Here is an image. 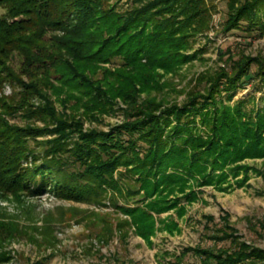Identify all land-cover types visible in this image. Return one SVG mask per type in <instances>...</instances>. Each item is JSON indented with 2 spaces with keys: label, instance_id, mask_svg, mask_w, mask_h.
I'll list each match as a JSON object with an SVG mask.
<instances>
[{
  "label": "rangeland",
  "instance_id": "obj_1",
  "mask_svg": "<svg viewBox=\"0 0 264 264\" xmlns=\"http://www.w3.org/2000/svg\"><path fill=\"white\" fill-rule=\"evenodd\" d=\"M201 1L195 33L166 8L139 22L136 29L151 32L153 55L129 65L113 55L87 67L89 84L99 82L98 90L75 75L63 82L52 67L28 69L12 53L13 68L26 83L36 80L41 96L5 83L2 94L11 105L5 118L32 128L23 146L36 153V164L63 148L66 171L82 174L100 162L76 154L77 142L102 134L110 143L95 155L116 164L104 179L78 185L77 200L58 197L52 187L0 191V224L17 221L27 233L2 235L0 264H41V257L43 264L264 263V0ZM107 4L126 18L134 0ZM6 12L0 5V17ZM243 15L249 22L235 23ZM63 35L49 30L46 39ZM116 72L121 77H113ZM18 92L25 96L20 104L11 99ZM196 96L187 127L167 137L178 123L167 113L183 107L187 113ZM147 114L161 119L160 150L173 159L157 172L156 184L139 174L146 149L116 136L120 125ZM181 133L186 140L177 146ZM32 159L27 153L21 167H32ZM133 218L142 228L153 223L147 238L136 234ZM31 235L51 237V244H35ZM242 250L248 255L240 256Z\"/></svg>",
  "mask_w": 264,
  "mask_h": 264
},
{
  "label": "trees",
  "instance_id": "obj_2",
  "mask_svg": "<svg viewBox=\"0 0 264 264\" xmlns=\"http://www.w3.org/2000/svg\"><path fill=\"white\" fill-rule=\"evenodd\" d=\"M240 1L245 4V0ZM201 2L203 1L134 0V5L126 11V16H128L125 18L123 14L115 11L112 5L107 4V0H0V5L7 9L6 14L0 17V191L12 194L17 193L18 190L40 193L52 187L58 197L77 200L79 198L76 191L78 185L87 184L86 180L95 179V176L104 179L116 164L115 158L108 161L99 160L100 157L95 155V151L103 153V150L100 149L101 144L110 143L106 141L107 134H102L100 137L94 136L95 138L85 135L82 143L77 142L76 154L81 153L85 159L90 158L100 162L95 165V168L89 166L82 174L77 175L66 171L68 170L67 162L61 158L64 154L63 148L57 153H53V158L44 156V161L36 164L38 158L36 153L23 146L24 140L30 136L28 131L32 128L24 129L11 125L5 118L11 108L9 98L2 94L5 83L18 86L19 89L27 90L28 93L35 91L41 96V92H37L39 88L36 80L33 79L26 83L20 76L22 73L13 68L11 63L13 52L22 57L19 64L28 69H41L42 67V70H46L52 67L54 76L61 81L71 80L75 75L74 78L78 81L84 79L87 89L93 87L98 90L101 89L99 82H96L95 85L89 84L86 77L87 67L95 65L98 61H106L113 55L120 54L123 57V62L127 65L134 57L138 59L140 56H144L149 59L153 55L151 32L144 33L142 27L136 29L139 22L143 24L145 20L148 21L147 18L151 13H158L166 8L183 16L185 21L182 22H188L186 27L195 33L197 32V5ZM172 18H176V16ZM249 19L243 15L236 19L235 23L247 24ZM169 20L167 19V21ZM132 29L135 30L128 33ZM49 30H62L64 35L46 39ZM59 61L61 66L55 68L54 65H58ZM62 65L66 69L61 68ZM113 75V77H121L119 72L113 73ZM247 75V72L242 73L241 78ZM19 92L15 93L16 99L14 96L11 97L18 104L25 97ZM196 98L197 96L188 101L187 107H185L187 113L184 114L186 112L183 110L184 107L170 110L167 113L168 115L172 114L178 122L173 128L174 130L167 133V137H170L173 132H180L181 128L187 127L188 120H185V123L184 119H188L187 115L197 109ZM151 115L147 114L146 119L143 116V118L136 117L131 122H125L117 128L116 136L128 143L136 141V146L146 149L144 153L146 167L139 174L148 175L146 182L156 184L158 181L154 180L158 179L156 178L157 172L161 168H165L167 161L173 162V159L170 157L171 154L160 150L161 143H159L158 135L161 129V119L156 115ZM181 132H187V129H182ZM178 136H180V142L176 145L181 146L186 137L182 133ZM192 143L195 144V140ZM129 150L134 151L132 147ZM27 153L33 157L34 165L22 168L21 159ZM84 192L86 190L81 189L79 194L85 196ZM125 211L130 215L134 213L129 210ZM133 222L137 235L147 238L152 233V222L149 223V227L143 228L137 218H133ZM22 234H27L25 226L20 225L17 221L10 220L0 224V241L4 238L2 235H5L7 239H12ZM28 238L35 244L41 243V246L51 244V237H43L41 241H37L34 235ZM192 251L197 254V248H193ZM207 252L209 255L212 254V251ZM242 252L240 256L248 255L245 250ZM43 262L44 257H41V264ZM261 264H264L263 259Z\"/></svg>",
  "mask_w": 264,
  "mask_h": 264
}]
</instances>
